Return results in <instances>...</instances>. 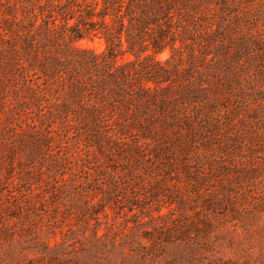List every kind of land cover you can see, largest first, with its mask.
Here are the masks:
<instances>
[{"label":"trees","instance_id":"obj_1","mask_svg":"<svg viewBox=\"0 0 264 264\" xmlns=\"http://www.w3.org/2000/svg\"><path fill=\"white\" fill-rule=\"evenodd\" d=\"M221 1L0 0V249L7 256L32 243L42 260L52 258L37 210L59 195L78 200L96 190L101 166H87L93 147L104 161L122 155L129 167L112 176L107 200L125 186L139 201L133 171L153 176L176 167L200 187L224 169L217 154L230 123H220L219 107L253 97L252 76L240 74L256 57L247 43L227 38ZM95 38L104 42L101 53L77 45ZM253 65L264 78V64ZM237 126L264 142L263 111ZM223 129L211 142L215 152L210 140ZM259 159L239 167L264 166ZM215 198L207 208L224 199Z\"/></svg>","mask_w":264,"mask_h":264},{"label":"rangeland","instance_id":"obj_2","mask_svg":"<svg viewBox=\"0 0 264 264\" xmlns=\"http://www.w3.org/2000/svg\"><path fill=\"white\" fill-rule=\"evenodd\" d=\"M221 2L225 3L222 13L227 16V38L234 42L233 46L247 43L254 48L253 64H264V0ZM214 12L220 16L218 7ZM77 45L97 53L105 48L97 38ZM156 58L166 61L169 51ZM253 64L247 75L240 74L241 78L252 76L253 97L238 107L231 100L219 107L223 114L220 123H230L229 136L223 139L217 154L222 158V171L209 176L200 187H194L176 167L157 170L153 176L133 171V189H137L139 201H131V187L125 186L107 200L102 191L111 187L112 176L117 179L128 173L129 167H125L122 155L104 161L93 147L87 166H101L95 174L96 190L78 200L73 194L66 199L59 195L37 210L39 226L54 250L52 258L42 260L37 248L27 243L29 249L15 258L0 249V264H264V166L248 170L239 167H247L245 164L258 156L259 161L264 160V142L248 129L231 127L241 117L251 121L264 112V78ZM223 131H217L210 140L215 152L218 146L211 142H216ZM227 194L233 202L225 200ZM216 196L224 197L223 202L207 208L206 201H216ZM45 197L49 198V194Z\"/></svg>","mask_w":264,"mask_h":264}]
</instances>
